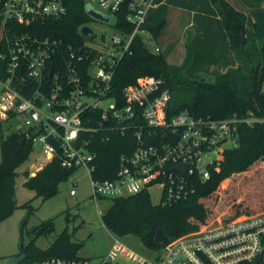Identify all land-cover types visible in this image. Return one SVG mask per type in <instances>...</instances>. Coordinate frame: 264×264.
<instances>
[{"label": "built area", "instance_id": "built-area-1", "mask_svg": "<svg viewBox=\"0 0 264 264\" xmlns=\"http://www.w3.org/2000/svg\"><path fill=\"white\" fill-rule=\"evenodd\" d=\"M92 1L87 8L110 21L94 18L99 24H83L81 35L84 26L94 34L65 48L62 40L20 29L66 15L65 0H0V120L17 121L14 131L47 161L58 157L66 168H85L97 198L151 195L160 187L158 203L175 204L195 191V180L206 181L213 168L219 170L227 149L239 146L241 124L264 123V116L171 114L172 92L154 76L126 86L120 103L113 81L136 38L142 36L152 52H162L157 38L145 36L149 30L143 28L150 25L153 0H96L98 8ZM119 15L133 30L121 26ZM129 128L137 146L121 156L113 176H99L98 138ZM70 193L76 195L74 189ZM151 255H140L116 237L98 264H264V213L182 236ZM32 264L93 263L51 257Z\"/></svg>", "mask_w": 264, "mask_h": 264}, {"label": "trees", "instance_id": "trees-1", "mask_svg": "<svg viewBox=\"0 0 264 264\" xmlns=\"http://www.w3.org/2000/svg\"><path fill=\"white\" fill-rule=\"evenodd\" d=\"M243 1L251 7L264 4V0ZM211 2L228 33L238 66L217 75L213 82L191 79L185 74L193 57L190 42L184 62L177 65L169 63L164 52H152L143 37L138 36L132 48L133 53L123 58L114 77L112 93L120 103H123V89L126 86L137 83L144 76H154L162 78L165 87L172 92L171 114L188 111L196 117L215 119L234 115L264 116V39L259 42L249 32L247 15L228 0ZM65 3L68 7L66 15L20 29L41 38L62 40L65 48L69 44L81 45L85 38L79 29L92 21L87 2L65 0ZM123 20L124 16L119 15L121 26H125L128 31L133 30V26L124 24ZM164 25H149L154 38H158ZM102 135H109L110 138H98L96 173L101 177H111L117 171L121 156L129 155L135 149L137 138L132 128L125 133L115 131ZM23 139L24 135L14 131L8 135L2 134L0 141V222L19 207L16 200V169L33 151L30 142L22 146ZM76 170L64 167L61 159L56 157L47 161L34 175L26 171L25 186L34 190L36 198L41 197L45 202L60 192V186ZM193 186L194 192L172 205L154 203L148 191L110 199L111 205L102 216L103 223L116 237L135 235L147 249L159 251L182 236L264 213V123L241 124L239 146L226 150L219 170L213 168L210 179L195 180ZM32 202L30 200L21 205L28 210L29 215L36 210ZM26 225L27 220L22 225L19 253H25L26 258L19 264H32L51 257L80 258L78 251L85 242L74 241L76 228L73 234L68 229L64 230L46 249H42L37 245V239L55 231V218L28 231V244L23 241ZM159 229L165 232L167 243H156Z\"/></svg>", "mask_w": 264, "mask_h": 264}, {"label": "rangeland", "instance_id": "rangeland-1", "mask_svg": "<svg viewBox=\"0 0 264 264\" xmlns=\"http://www.w3.org/2000/svg\"><path fill=\"white\" fill-rule=\"evenodd\" d=\"M238 4L244 7L247 12L241 10L237 5L233 6L247 15V28L252 31L259 42L264 39V4L251 7L237 0ZM92 4L98 8L97 1ZM91 23L99 24L94 18ZM150 31L145 36L149 37ZM153 48V46H151ZM18 125L17 121L3 122L0 120V141L2 134L8 135L14 132ZM2 161L0 145V163ZM47 160L33 150L29 158L17 167V192L16 200L19 207L15 212L0 222V264H6L12 256L21 252L22 225L27 220L23 241L30 242L28 231L39 226L42 222L55 218V231L49 236H41L37 239V245L46 249L64 230L68 229L74 235V241L85 242L78 251V256L90 259L93 264H98L113 248L116 236L104 225L102 216L111 205L108 198H97L94 196L92 176L85 168L77 169L70 179L60 186V192L43 202L41 197L36 198V192L25 186L26 171L34 175L39 167L46 164ZM76 195H71V190ZM160 187L151 190L154 203L159 201ZM33 200L35 211L29 215L22 204ZM69 216V217H67ZM203 231V230H201ZM199 231V232H201ZM121 241L134 251L145 257H152V251L147 249L140 238L135 235H127L120 238ZM173 242V241H171ZM170 242V243H171Z\"/></svg>", "mask_w": 264, "mask_h": 264}, {"label": "crops", "instance_id": "crops-1", "mask_svg": "<svg viewBox=\"0 0 264 264\" xmlns=\"http://www.w3.org/2000/svg\"><path fill=\"white\" fill-rule=\"evenodd\" d=\"M228 1L247 12L237 0ZM148 18L151 26L165 24L156 40L169 63L182 64L190 42L193 57L185 71L189 78L213 82L217 75L238 66L211 0H153Z\"/></svg>", "mask_w": 264, "mask_h": 264}, {"label": "water", "instance_id": "water-1", "mask_svg": "<svg viewBox=\"0 0 264 264\" xmlns=\"http://www.w3.org/2000/svg\"><path fill=\"white\" fill-rule=\"evenodd\" d=\"M86 2L89 4L90 0H86ZM87 11H88V14L91 17H93V18H96V19L102 20V21H106V22L110 21V18L104 17L102 14L94 11L93 9L87 8ZM143 28L146 29V30H149L150 27L148 25H145ZM81 33L84 36H88L90 34H94V29H92L89 26H84L81 29ZM244 41H246V38H245ZM26 143H27L26 139H23L22 146H25ZM177 168H179V167H177ZM182 168L183 167H180L179 169H182ZM155 241H156V243H167V236H166L165 232L163 231V229H159L158 230L156 238H155ZM25 258H26V254L25 253H22V254H19V255H15V256L10 257L8 259V261L6 262V264H19Z\"/></svg>", "mask_w": 264, "mask_h": 264}]
</instances>
